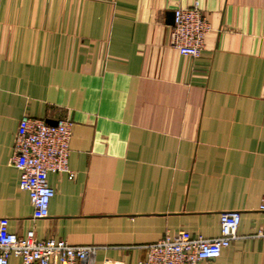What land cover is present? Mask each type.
Here are the masks:
<instances>
[{
	"label": "crops",
	"instance_id": "0c3cea01",
	"mask_svg": "<svg viewBox=\"0 0 264 264\" xmlns=\"http://www.w3.org/2000/svg\"><path fill=\"white\" fill-rule=\"evenodd\" d=\"M198 3V58L169 47L170 16ZM23 116L73 123L68 167L32 219L12 166ZM264 0H0V219L23 237L95 246L137 264L166 234L238 238L201 264H264ZM8 264H17L10 259Z\"/></svg>",
	"mask_w": 264,
	"mask_h": 264
},
{
	"label": "built area",
	"instance_id": "2783aa9c",
	"mask_svg": "<svg viewBox=\"0 0 264 264\" xmlns=\"http://www.w3.org/2000/svg\"><path fill=\"white\" fill-rule=\"evenodd\" d=\"M168 45L181 56L198 58L204 49L210 25L198 3L174 10ZM73 123L68 119L49 125L43 120L23 116L15 134L12 166L19 172V188L26 192L32 207V219L49 215L54 189L48 185L49 174H66L72 179L68 158ZM264 209V206H261ZM241 223L239 212L219 215V233L203 238L189 232L166 234L156 243L146 246L145 261L137 264H201L219 258L238 238ZM253 238L264 242V230L258 229ZM95 246H73L64 240L38 239L29 230L20 237L9 231V221L0 219V264L14 259L17 264H93Z\"/></svg>",
	"mask_w": 264,
	"mask_h": 264
},
{
	"label": "water",
	"instance_id": "95a60500",
	"mask_svg": "<svg viewBox=\"0 0 264 264\" xmlns=\"http://www.w3.org/2000/svg\"><path fill=\"white\" fill-rule=\"evenodd\" d=\"M173 20H174V13L171 14L170 16V21H169V25H172L173 24ZM49 125H55L56 124V121L55 122H47Z\"/></svg>",
	"mask_w": 264,
	"mask_h": 264
}]
</instances>
